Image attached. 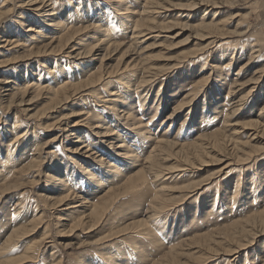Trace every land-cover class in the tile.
Segmentation results:
<instances>
[{"label":"rangeland","instance_id":"1","mask_svg":"<svg viewBox=\"0 0 264 264\" xmlns=\"http://www.w3.org/2000/svg\"><path fill=\"white\" fill-rule=\"evenodd\" d=\"M35 1L0 0V262L33 246L26 264H264V128L250 126L264 124V0H124L117 12L119 0H45L46 13ZM128 8L145 22L137 43ZM51 18L84 28L60 52ZM94 25L109 37L82 58L102 38ZM124 64L147 82L116 83ZM99 72L116 85L82 91L75 107L35 91ZM82 169L102 184L89 191ZM247 227L256 239L230 253Z\"/></svg>","mask_w":264,"mask_h":264},{"label":"bare ground","instance_id":"2","mask_svg":"<svg viewBox=\"0 0 264 264\" xmlns=\"http://www.w3.org/2000/svg\"><path fill=\"white\" fill-rule=\"evenodd\" d=\"M50 1V0H49ZM107 1H109L110 2V5H112L114 2H115V0H107ZM123 1L124 0H119V2H116V3H118L121 7H120V9H118V8H115V10H116V12L117 11H122L121 9H122V5H123ZM136 1H140V0H136ZM38 2H40V3H42V5H43V7H39L37 10H41V11H45L44 9H45V6L48 4V3H46V1L45 0H40V1H35V2H31L30 4L32 5V6H35V4H37ZM145 2V5L144 6H146V4H148V6L149 5H152L151 3H152V0H145L144 1ZM54 3H56V1L54 0V1H52V4H54ZM150 3V4H149ZM157 4H159V5H162V4H160V2H157ZM197 4H200L199 2H197L196 3V5H195V8L197 7ZM216 4V3H215ZM215 4H212V6H214L213 8H215V7H218L219 5H217V6H215ZM222 5V4H221ZM49 6H51V4H49L47 7H49ZM124 6H126L127 7V4L125 5L124 4ZM158 6V5H157ZM156 6V7H157ZM191 6H193V5H191ZM159 7H157L156 9H158ZM128 11L126 12V13H124V14H126V15H123V17L124 18H126V19H130L131 21L130 22H128L129 23V25H130V28L131 29H133V35H137V37H136V43L138 42V40L141 38V37H144V31L141 29L142 27H143V25L145 24V22H144V20L143 19H139V20H137V21H135V20H133L132 18H133V16L135 15V13H132L133 11H132V9H130V8H128L127 9ZM155 10V9H154ZM157 11H155L154 12V14H157L156 13ZM41 13H46V11L45 12H41ZM49 14L48 15H46V16H48L49 18L50 17H53V13H54V10H52L51 9V11L50 12H48ZM95 13H96V11H95ZM102 13H104V12H102ZM101 13V14H102ZM145 12H141V14H144ZM83 13H77L76 14V16H75V18L74 19H76V20H79V19H81V17L83 16L82 15ZM93 13H91V15H92ZM90 15V16H91ZM41 16V15H40ZM80 21V20H79ZM47 22H49V27L50 26H53V28L51 29V30H53V35H51L49 38H46L48 41H50L51 40V42L50 43H54V44H58V51L60 52L61 50L63 51V50H65V48L68 46V44L71 42V41H73L74 40V38H77V36H78V34H79V32H81V31H83V29H81V28H79V29H74V28H72V27H68L67 26V24H64L60 19H50V20H47ZM22 25H24V23H22ZM201 26V25H200ZM202 27V26H201ZM204 27H206V25H205V23H204ZM89 29V27H85V30H88ZM91 29H92V31H93V33L94 32H102L103 34H101V36H102V38H98L97 39V41L99 42L98 43V45H95L94 47H90V48H88V46H86V48H88L86 51L84 50V53H83V51L82 52H80V54H79V56L81 55H83V54H85L84 56H82V58L83 57H86V58H89V57H93L94 56V50H98L97 48H99V46L100 45H105V43L107 42V40H103L104 38L105 39H107V37H109L108 35H107V33H106V31L105 30H102V27L100 26V25H94V27H91ZM89 31V30H88ZM29 32L30 33H36L37 32V34L39 35V36H41L42 35V32L40 31V30H37L36 31V29L34 30V28H30L29 29ZM6 34V33H5ZM104 37V38H103ZM50 39V40H49ZM135 39V38H134ZM144 41V40H143ZM142 41V42H143ZM7 42V41H6ZM141 42V43H142ZM49 45H51V44H49ZM52 46V45H51ZM50 46V47H51ZM83 47V46H82ZM45 50H46V48H44ZM107 50L109 49V47L108 48H106ZM37 53H45V51H43L42 52V50H41V48H39V50H38V52ZM33 54V53H32ZM251 54H254V52L253 53H251ZM252 57V56H251ZM134 64V63H133ZM125 66H124V68H118V69H116L119 73L121 72V74H119L120 76H118L117 77V82L116 83H119V84H121V85H124V86H126L129 90L128 91H131V89L129 88V86H131V83H130V81H129V77H133L132 78V81H133V83H134V85H136V84H138V83H146L147 82V80L145 79V77H141V79L140 80H138L137 79V77H138V75H139V69L137 68V65L136 66H132V64L130 65H128V64H124ZM135 65V64H134ZM113 72V71H112ZM257 72H259L258 70H257ZM256 72V73H257ZM262 72V71H261ZM100 73V72H99ZM113 73H115V72H113ZM95 75H91L88 79L89 80H87V81H85V82H81V83H79L78 85H75V84H72V83H69V82H66L65 84H61V85H59V86H56V87H54V88H52V90L51 89H49L48 87H41V85H39V84H37V85H34V86H36L35 87V91H37V90H41V92H43L44 91V93H47L46 94V98L47 99H49L52 103H54L56 106H60V105H63L64 103H67V102H71V100L73 101V100H75V96L76 95H78V94H80L82 91H87L88 89L90 90V89H95L96 88V86H97V84H103L104 85V87L105 88H107V90H110V88L113 86V85H116V84H113L112 83V79L110 78L111 77V75L112 74H110V75H107L108 77V79L106 78V80L104 79V76H102V74L100 73V74H96V73H94ZM98 77V78H97ZM140 77V76H139ZM54 79H56V76H54ZM138 80V81H137ZM257 80V79H256ZM255 80V81H256ZM150 81V80H149ZM112 85V86H111ZM138 86H141L140 84L138 85ZM141 87H143V86H141ZM139 89V88H138ZM23 91H27V87H25L24 88V90ZM22 91V92H23ZM19 92V91H18ZM97 92V91H96ZM95 92V93H96ZM110 92H113V91H110ZM108 94V93H107ZM39 95V94H38ZM42 95V94H41ZM113 95V94H112ZM53 96V97H52ZM126 96H128V94H126ZM52 97V98H51ZM129 97V96H128ZM83 99V98H82ZM81 99V100H82ZM244 100H245V98H243ZM242 99V100H243ZM81 100H79L80 102H81ZM77 102L78 101H73V104H72V106H76L75 104H77ZM112 103V105H114L115 106V104H119V103H123L124 102V100H121L120 98H116V99H114V100H112L111 101ZM244 102V101H243ZM124 104V103H123ZM238 104H241V103H238ZM238 104H237V106H238ZM122 105V104H121ZM54 107V106H53ZM264 108V107H263ZM51 109V108H50ZM125 110V109H124ZM262 110V109H261ZM80 111V113H78L76 116H78V117H82L83 115H86V114H89V112H84L83 111V108L82 109H80L79 110ZM130 112L128 111L127 113H126V115L125 116H127V118H131V114H129ZM232 116H234V114L232 115ZM261 116H264V109L262 110V112H261ZM260 116V117H261ZM264 121V120H263ZM98 123H101V124H104V126H106V124L104 123V121H103V118L100 116V119H98ZM141 124H142V122H139V123H137V125L139 126V127H141ZM249 124H251V123H248V125ZM262 123L261 122H259L258 120L254 123V122H252V124L250 125L251 127L252 126H255V125H260L261 127L263 126V128H264V124L263 125H261ZM248 125L246 126V128H248ZM244 126V125H243ZM245 126H244V128H245ZM18 127V124H15L14 126H13V128L16 130V129H18L17 128ZM100 127V125H97V127L95 128V129H97V128H99ZM46 128H47V126H46ZM237 128V127H236ZM243 128V127H242ZM237 129H239V128H237ZM107 130V131H106ZM105 131H106V134H104V136H106V137H111L112 135H113V133L112 134H107V133H110L111 131H113L112 130V128H109V127H107L106 129H105ZM233 132V131H232ZM231 132V133H232ZM234 132H236V134H237V132H239V131H234ZM78 133H79V131H78ZM240 133V132H239ZM140 134H141V136L142 137H145V135L143 134V129H141L140 130ZM24 135V134H23ZM22 135V136H23ZM79 135H81V134H79ZM235 135V134H234ZM239 135V134H238ZM232 136H233V134H232ZM21 137V136H20ZM213 137H215L216 138V140H218V138H219V136H218V134H214V136ZM237 137V136H236ZM251 137V136H250ZM252 137H253V139L252 140H258L259 139V137L260 136H258V135H256V136H253L252 135ZM262 137V136H261ZM14 138L15 139H17L18 138V136H17V134H14ZM119 138H120V135H119ZM20 138H18V140H19ZM230 139L231 138H229L228 139V141H230ZM237 139V138H236ZM80 140H82V139H80ZM121 142H122V140L121 139H119ZM225 141V139H222V141ZM234 141V140H233ZM232 141V143H234ZM238 141V140H237ZM24 142V141H23ZM23 142H19L20 144H18V146H20V145H23ZM231 142V141H230ZM250 142V141H249ZM228 143V142H227ZM226 143V144H227ZM236 143V144H235ZM234 144H235V147H238L239 145H240V142L238 143V142H235ZM248 143V142H247ZM169 147L170 146H174L175 144L174 143H172V142H170L169 144ZM162 147H164L163 146V144H162V146H160V148H162ZM234 147V148H235ZM130 146L129 145H126V146H124V149H125V153H123V157L124 158H131V159H134V160H136L137 158H138V155H136V154H132V153H130ZM201 149V148H200ZM196 151V150H195ZM198 151V150H197ZM9 158H10V156H9ZM150 159H152V157H150ZM242 160H240L239 159V161H238V163L239 162H241ZM190 164V163H189ZM238 165V164H237ZM229 168V167H228ZM108 169H109V171L107 172L109 175L111 174V175H113V176H120L122 173H121V171H120V169L118 168V166L117 165H114V164H112L110 167H108ZM69 170H70V168H69ZM83 170V169H82ZM84 171V170H83ZM85 174H87V176H88V180H89V183H88V187H89V191L90 190H92V189H94L93 188V185H96V187H98V185H100V184H102L101 183V180L98 178V177H96L95 175H93L90 171H87L86 169H85ZM108 175V176H109ZM51 179L52 180H57V178L54 176V177H51ZM169 179H171L170 177H166V178H164L163 180L164 181H168ZM56 182V181H55ZM110 184V183H109ZM165 184V183H164ZM60 185H62L63 187H64V189H65V187H67V185H65V183H62V184H60ZM139 188V187H138ZM156 196L157 195H162V194H165V188H161L160 190H157V192H155L154 193ZM68 196L66 195L65 197H61L59 200H61V199H66ZM62 201V200H61ZM66 202H67V200H66ZM84 203V202H83ZM88 205L87 204H85L84 206H83V204H80V205H78L77 207H75V208H82V207H85V209L86 210H89L90 208L89 207H87ZM94 212H95V209H94ZM86 215V214H85ZM262 219V220H261ZM261 222H260V224H262V225H264V215L263 216H261ZM237 224V226H238V223H236ZM238 228V227H237ZM243 228V227H242ZM241 230V229H240ZM244 231V230H243ZM262 231H263V233H264V229L262 228ZM230 232V231H229ZM21 233V232H20ZM26 234V233H25ZM229 234H233V233H229ZM243 234H247V239H246V241H243V240H240L239 241V239L237 238V237H240V236H236V238H237V240H236V243H237V245L235 246V247H233L232 249H231V251H229L230 253H234V252H237V250H239V249H241V248H244L248 243H252L251 241H254L255 239H256V237H257V233H256V231H255V229H254V227H252L251 229L249 228V227H247L246 228V230L244 231V233ZM236 235V234H235ZM231 236V235H230ZM234 236V235H233ZM232 237V236H231ZM235 237V236H234ZM226 239V238H225ZM252 239V240H251ZM245 242H247L246 244H245ZM33 253H34V248H33V246H31V247H29V248H27V253L25 254V256L23 257V258H21V259H18V262L17 261H13V262H7V261H1L0 262V264H26L27 263V261L29 260V259H32L33 258ZM35 258V257H34ZM33 258V259H34ZM172 261L173 262H175V258L174 259H172ZM21 262H24V263H21ZM168 264H170V257L168 258Z\"/></svg>","mask_w":264,"mask_h":264}]
</instances>
